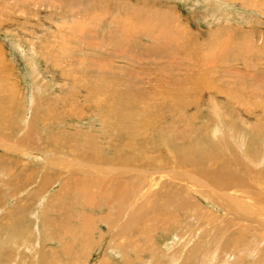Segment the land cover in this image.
I'll list each match as a JSON object with an SVG mask.
<instances>
[{
	"label": "rangeland",
	"instance_id": "obj_1",
	"mask_svg": "<svg viewBox=\"0 0 264 264\" xmlns=\"http://www.w3.org/2000/svg\"><path fill=\"white\" fill-rule=\"evenodd\" d=\"M29 1L0 0V264H264V0ZM130 96L159 118L128 136L104 100ZM83 154L106 172L79 170ZM123 158L169 171L136 198ZM193 165L233 172L225 192L250 208L211 196ZM180 187L168 223L147 219ZM126 190L120 212L101 202Z\"/></svg>",
	"mask_w": 264,
	"mask_h": 264
},
{
	"label": "bare ground",
	"instance_id": "obj_2",
	"mask_svg": "<svg viewBox=\"0 0 264 264\" xmlns=\"http://www.w3.org/2000/svg\"><path fill=\"white\" fill-rule=\"evenodd\" d=\"M31 2H32V0H30ZM29 1V2H30ZM34 1V0H33ZM30 2V3H31ZM34 3V2H33ZM32 3V4H33ZM35 4V3H34ZM37 4V3H36ZM11 10H13V8L11 9ZM22 10V9H21ZM14 11V10H13ZM1 13V12H0ZM24 13V12H23ZM4 14V13H3ZM6 14H9V12H7ZM25 14V13H24ZM10 16V17H9ZM9 16H6L7 18H13L14 16L12 15V14H10ZM132 16V15H131ZM11 18V19H12ZM3 20V19H2ZM4 21V20H3ZM7 22V21H6ZM9 22V21H8ZM28 23V22H27ZM178 26V25H177ZM163 29V28H162ZM166 29V28H165ZM183 30V29H182ZM185 30V29H184ZM159 31V30H158ZM161 35V34H160ZM185 37V36H184ZM185 86V85H184ZM1 92V91H0ZM1 94H2V92H1ZM4 96V95H3ZM2 97V96H1ZM122 98V97H121ZM143 98H145V97H143ZM139 99V98H138ZM138 99L135 97V96H130L129 98H123V99H116V100H113V101H109V100H104V104H105V107L107 108V110H108V113L109 114H111L112 116H113V120H114V122L115 123H117V121H118V123H123L124 121H127L125 124H126V126H127V130L125 131V134H127L128 136L131 134V132H132V130H133V128H131V125H132V123H133V119H135L134 121L136 122L137 121V117L136 116H139V117H141L142 119H144L145 121H144V124L145 125H147V126H149L150 127V124L152 123V122H154L155 120H158V115H155V118H154V116H152L151 114H150V116H151V118L149 117V114H147L148 112H149V110H151L152 108H155L154 106L153 107H151V105H147V104H144V105H142L141 107H139L138 105H137V103L139 102L138 101ZM149 102V101H148ZM5 104V103H4ZM3 104V101H2V99H0V111L2 110V109H4V105ZM149 104V103H148ZM176 105V104H175ZM98 106V105H97ZM168 106V105H167ZM167 108V107H166ZM158 109V108H157ZM164 111V110H163ZM163 113V112H162ZM107 118H108V115H107ZM113 122V121H112ZM124 124V125H125ZM119 129V128H118ZM147 129V128H146ZM149 129V128H148ZM161 130H162V126L161 125H158V126H156V125H153L152 124V133H148V141H149V143H150V147H151V150L152 149H154V148H156V142H155V140L153 139H151L152 138V134L153 133H155V132H158V133H160L161 132ZM101 131H103V130H101ZM147 132V131H146ZM114 134V133H113ZM113 136V135H112ZM89 137V136H88ZM147 138V137H146ZM90 139H92L93 140V138L91 137ZM97 139V138H96ZM131 139H133V138H131ZM115 140V139H114ZM116 141V140H115ZM118 142V141H117ZM141 142V141H140ZM62 143V142H61ZM63 144V143H62ZM61 144V145H62ZM111 145H112V143H110ZM124 144V143H123ZM123 144H121V145H123ZM65 145V144H64ZM108 145V144H107ZM125 145V144H124ZM113 146V145H112ZM119 146V145H118ZM129 146H130V148H132V144H131V142H130V144H129ZM136 146V145H135ZM147 146V145H146ZM111 146L109 145V148H110ZM126 147V146H125ZM144 147V146H143ZM115 148V147H114ZM120 148V147H119ZM136 148V147H135ZM142 148V147H141ZM103 149V148H102ZM121 149V148H120ZM124 149H127V148H124ZM144 149V148H143ZM149 149V148H148ZM138 150V149H137ZM156 150V149H155ZM125 151V150H124ZM127 151H129V150H127ZM138 152V151H137ZM141 152V151H140ZM131 153V152H130ZM133 153V152H132ZM139 153V152H138ZM143 153V152H142ZM106 154V153H105ZM113 154V153H112ZM124 154V153H123ZM134 154H135V152H134ZM214 154V153H213ZM212 154V155H213ZM93 155V154H92ZM115 158L116 159H119L118 158V155H117V150L115 151ZM120 155V154H119ZM129 155V154H128ZM214 155H216V154H214ZM86 156V157H85ZM89 154L88 155H82V157H84V158H82V160L81 159H75L76 161H77V163L79 164V167L78 168H80L79 170H81L82 172H86V173H88L89 171H88V169L90 168V167H95L96 168V173L97 172H104L105 170H104V168H102V166H99V165H97L96 163H92V164H94V165H92V164H90L88 161H86L87 159H91V158H89ZM132 156V155H131ZM134 156V155H133ZM101 156H99V158H100ZM110 157H111V155H110ZM135 157H137V154L135 155ZM216 157V156H215ZM87 158V159H86ZM129 158V157H128ZM209 159H210V157H208ZM86 159V160H85ZM132 159H134V158H132ZM132 159H127V158H123V160H122V165H121V167L123 168L122 170H127V169H131V170H135V171H138V173H139V175L137 176L138 177V184H137V191H138V193L136 194V193H134L133 194V196L134 197H138V196H142V194H143V192L146 190V189H143V186H145V185H147L148 184V182H150L152 179L150 178V175L153 173V171L154 172H157L158 174H161V173H164V172H167V171H169V170H167V169H165V168H163L162 166H157L156 167V169H154V166L152 167V165L151 164H153V163H151V162H148V161H145V162H141V163H139V164H136L137 162H134ZM136 159V158H135ZM138 159H139V157H138ZM140 160H141V158H140ZM175 160H176V162H175V165H177V164H179V166H182V164L184 165V166H186V165H190V164H193L192 163V161H189L188 160V162L190 163V164H188L187 163V160H184V159H182L181 157H177V158H175ZM211 160V159H210ZM95 161V160H94ZM113 161V160H112ZM116 161V160H115ZM114 161V162H115ZM119 161H121V160H119ZM136 161V160H135ZM139 161V160H138ZM73 162H75V161H73ZM199 162V161H198ZM206 162V161H205ZM121 163V162H120ZM119 163V164H120ZM200 163V162H199ZM209 163V162H208ZM101 164V163H100ZM201 164V163H200ZM219 164V163H218ZM234 165H235V163H233ZM83 165H85V166H83ZM99 166V167H98ZM190 166H192V165H190ZM196 165H193V169H192V171L191 172H189V173H187L188 175H189V178H193L194 179V181H202V185H204V184H206L210 189H208L209 191V194L210 193H212L213 192V194L214 195H223V194H226V198L229 200V202H230V204L229 205H232V206H234V207H239L240 209H242V212L244 213V212H246L247 211V208L249 209L250 207H247V206H245V204L243 205V202H242V200L241 199H238L237 197H235V196H230L229 194H227L228 192H225V191H227L228 189H230V187L231 186H234L235 184H238L239 183V177H230L231 175H232V173H228V174H226V173H224L225 172V169L224 168H219V170L217 171V172H210V173H208V174H206L205 173V170H201V173H199L198 172V170L197 169H195L194 167H195ZM88 167V168H87ZM147 167H150L149 169H146ZM77 168V169H78ZM118 168V167H117ZM245 168V167H244ZM94 169V168H93ZM106 169V168H105ZM119 169V168H118ZM152 169H154L153 171H152ZM75 170V169H74ZM110 170V169H109ZM174 171V170H173ZM106 172V171H105ZM187 172V171H186ZM244 172V171H243ZM256 172V171H255ZM259 180H257V181H255L254 180V182H255V186L256 187H258V188H264V182H263V180H262V174H264V167H261V169H259ZM84 174V173H83ZM102 174V173H101ZM231 174V175H230ZM253 174V173H252ZM87 175V174H86ZM117 175V174H116ZM180 175V178H182V176H181V174H179ZM178 175V176H179ZM186 175V174H185ZM235 175V174H234ZM238 175V174H237ZM246 175V174H245ZM244 175V176H245ZM118 176V175H117ZM174 176H176V175H174ZM257 176H258V174H257ZM105 177V176H104ZM119 177V176H118ZM173 177V176H172ZM240 177H242V176H240ZM177 178H179V177H177ZM201 178H203V180L201 179ZM44 179V178H43ZM115 179V178H114ZM117 179V178H116ZM253 179V178H252ZM255 179H257V178H255ZM82 180V179H81ZM80 180V181H81ZM87 180L89 181V179L87 178ZM205 180V181H204ZM86 181V180H85ZM91 181V180H90ZM137 181V179L134 181V182H136ZM99 182V181H98ZM101 182V181H100ZM104 182V181H103ZM248 182V181H247ZM253 182V181H252ZM81 183V182H80ZM86 183V182H85ZM137 183V182H136ZM145 183H147V184H145ZM83 184V183H82ZM101 184H102V182H101ZM119 185V184H118ZM125 185V184H124ZM244 185V184H243ZM42 186V185H41ZM120 186V185H119ZM191 186V185H190ZM177 187V186H176ZM88 187H86L85 185H84V189H87ZM148 188V187H147ZM134 189V188H133ZM143 189V190H142ZM100 190V189H99ZM124 190H125V188H124ZM130 190V189H129ZM87 191H88V189H87ZM90 191V190H89ZM98 191V190H97ZM96 191V192H97ZM181 187H180V189H174L173 191H167L164 195V197H163V203H162V206L160 205V206H158V205H155V204H152V205H150L149 207L147 206V210L148 211H145V215L147 216V219H150L152 216L150 215L149 216V214H154V211H162L161 213H157L158 214V216H156V218H153V221H156V222H161V223H168L169 221H170V215H172L174 212H172L173 211V209H171L172 208V206H169V205H173V207L174 208H176V207H179L180 206V204L181 203H179V204H177L176 205V203H177V198L179 197L180 198V196H182L181 195ZM207 191V190H206ZM204 192V193H207V192ZM101 192V191H100ZM89 194L91 193V192H88ZM124 193H125V195H124ZM122 192V194H119V192H118V197H117V194L115 195V194H112L110 197H106L107 195H106V192L103 194V198L104 197H106L105 198V200H101V202H103V203H106V205L108 206V207H114V204L116 203H118V207L120 206V208H118V212H120V209L121 210H123V207H125V205H124V201L126 200V199H128V197H130L129 195H131L132 194V191H130V192H128L127 190L125 191V192ZM201 193H202V191H201ZM84 194V193H83ZM88 194V195H89ZM97 194H99V193H97ZM96 194V195H97ZM213 194L211 195V196H213ZM246 194H247V191H246ZM86 195V194H85ZM84 195V196H85ZM124 195V196H123ZM248 195V194H247ZM83 196V197H84ZM217 196V197H218ZM251 197H253V196H251ZM149 198V197H148ZM255 198V197H254ZM130 199H132V198H130ZM153 199V198H152ZM88 200H90V199H87L86 198V201H88ZM183 200V199H182ZM149 201V200H148ZM151 201V200H150ZM152 202V201H151ZM150 202V203H151ZM259 202H262V203H264V199H262V200H259ZM84 203H85V201H84ZM93 203V204H92ZM103 203H101V205L103 204ZM85 205V207H87V208H90V209H95V208H97V204L95 203L94 204V201L93 200H90V201H88V204L86 203V204H84ZM104 205V204H103ZM175 205V206H174ZM132 206V205H131ZM139 206L141 207V206H143L144 207V202H141L140 204H138V208H139ZM117 207V206H116ZM128 208V207H127ZM263 207H260V208H258V209H260V210H263L262 209ZM115 210H117L116 208H115ZM139 210V209H138ZM140 211V210H139ZM178 211V210H177ZM264 211V210H263ZM144 214V213H143ZM111 215V214H110ZM115 215V214H114ZM131 216H129V221H132V222H136V223H138L139 222V220H141V216L140 215H138L137 214V210H132L131 211V214H130ZM155 215V214H154ZM174 215V214H173ZM80 216V219H81V221H79V223H80V225H83V222H86V219H91L92 217L91 216H89V215H87V214H80L79 215ZM132 216H136L135 217V219H132L131 217ZM138 216H139V218H138ZM114 219V218H113ZM152 220V219H151ZM110 221V220H109ZM128 221V220H127ZM251 250V249H250Z\"/></svg>",
	"mask_w": 264,
	"mask_h": 264
}]
</instances>
